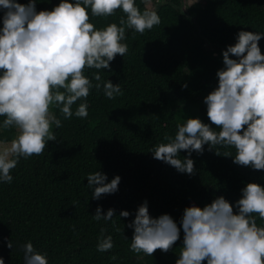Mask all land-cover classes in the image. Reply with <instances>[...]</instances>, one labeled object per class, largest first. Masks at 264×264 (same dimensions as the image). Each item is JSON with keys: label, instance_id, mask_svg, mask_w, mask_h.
<instances>
[{"label": "trees", "instance_id": "obj_1", "mask_svg": "<svg viewBox=\"0 0 264 264\" xmlns=\"http://www.w3.org/2000/svg\"><path fill=\"white\" fill-rule=\"evenodd\" d=\"M185 1L161 0L154 10L159 25L143 34L126 28L122 41L128 46L126 55H117L110 69L85 70L93 84L96 72L104 82L120 84L123 95L108 99L103 88L93 87L87 97V118L65 119L53 107L52 114L62 122L59 128L52 125L57 140L49 141L42 155L19 157L11 171L13 181L0 182L4 264H25L23 249L29 242L46 255L48 264H176L184 246L186 208H204L223 196L238 214L242 189L248 183L264 187V170L235 164V148L217 146L221 155H216L205 144L203 154H191L192 175L153 157L156 146L170 142L165 135L174 139L177 125L188 118H199L220 131L211 124L204 99L218 88L217 72L225 67L223 51L237 43L240 31L264 33V0H200L188 9ZM60 2L37 0L36 8L51 11ZM135 2L141 12L146 10L145 0ZM88 11L98 30L112 23L119 27L120 19H127L122 10L109 17H94ZM3 15L0 9V29ZM259 47L263 52L264 37ZM82 102L72 106L73 113ZM5 118L0 116V142L11 143L17 129H4ZM225 152L233 157L223 156ZM186 157L188 152L181 150L177 158ZM96 171L106 174L109 183L120 176L118 191L93 199L87 176ZM145 201L152 218L168 214L180 228L179 240L167 253L158 249L147 256L130 250L134 228L128 225ZM98 207L103 215L113 209L112 220L96 221ZM122 211L129 217H121ZM256 221L264 227L259 217ZM101 229L114 243L103 253L97 251Z\"/></svg>", "mask_w": 264, "mask_h": 264}, {"label": "clouds", "instance_id": "obj_2", "mask_svg": "<svg viewBox=\"0 0 264 264\" xmlns=\"http://www.w3.org/2000/svg\"><path fill=\"white\" fill-rule=\"evenodd\" d=\"M37 0L28 4L17 0H0L4 10L3 27L0 29V116L6 117L3 128L15 127L18 135L11 147L0 151V182L11 183V171L19 157L28 159L42 155L49 141L57 138L52 125L62 126L51 112L58 108L65 119L73 115L87 118V97L95 87L103 88L108 99L123 95L120 84L104 82L101 74L92 80L84 75L86 69H110L117 55L124 57L128 46L126 28L143 34L161 23L155 11L141 10L135 0H61L51 11H37ZM94 17H109L122 10L127 19H120L104 29H96L90 22L89 11ZM264 33L240 31L237 43L223 51L224 68L217 72L218 88L204 99L213 130L199 118H188L178 124L174 139L165 135L169 143H162L152 151L154 159L175 167L181 173L194 174L191 154H203L204 145L209 151L217 146L235 148L234 163L264 170V54L259 41ZM236 57L233 59L231 57ZM187 87V85H185ZM80 103L75 113L72 106ZM166 126V125H165ZM181 150L188 157L179 158ZM15 158H10V157ZM225 157H233L225 152ZM92 198L99 200L104 194L118 191L121 177L111 182L96 171L87 176ZM233 205L223 196L200 208L188 207L184 211L182 228L184 246L176 264H264V227L258 226L256 217L264 221V187L248 183L242 189V198ZM98 207L96 221L112 220L114 210L106 215ZM130 213L122 211L121 217ZM134 228L130 250L147 256L159 249L169 252L180 238V228L168 215L152 218L148 203L144 202L128 225ZM101 237L97 251L108 252L114 247L110 235ZM7 247L12 249L11 241ZM25 264H48L46 255L37 252L31 242L24 245ZM113 260L117 257L113 256ZM0 264L4 260L0 258Z\"/></svg>", "mask_w": 264, "mask_h": 264}, {"label": "rangeland", "instance_id": "obj_3", "mask_svg": "<svg viewBox=\"0 0 264 264\" xmlns=\"http://www.w3.org/2000/svg\"><path fill=\"white\" fill-rule=\"evenodd\" d=\"M198 1H200V0H186L185 1L186 9H188L191 5H193L194 3L198 2ZM145 3H146V7L148 10L154 11L156 6L161 3V0H145ZM262 54H264V51L262 52ZM231 58H233V57H231ZM17 135H18V131H17ZM10 147H11V143L0 142V151H2L5 148H10ZM10 158H12V157H10Z\"/></svg>", "mask_w": 264, "mask_h": 264}]
</instances>
